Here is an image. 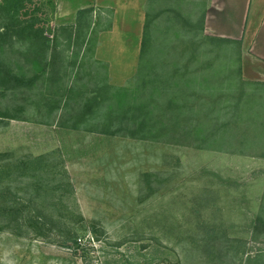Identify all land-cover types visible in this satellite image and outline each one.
<instances>
[{
    "label": "rangeland",
    "instance_id": "rangeland-1",
    "mask_svg": "<svg viewBox=\"0 0 264 264\" xmlns=\"http://www.w3.org/2000/svg\"><path fill=\"white\" fill-rule=\"evenodd\" d=\"M208 2L96 0V36L85 25L78 33L76 15L54 13L44 45L0 41V62L36 78L0 88V111L16 117L0 119V264H264V236L253 233L264 219V156L200 148L205 133L187 112L193 103L199 118L205 107H230L240 87L222 85L228 58L206 42L201 65H189ZM187 70L199 75L193 90ZM107 84L128 94L112 90L103 114L83 111ZM141 120L153 129L131 137Z\"/></svg>",
    "mask_w": 264,
    "mask_h": 264
},
{
    "label": "trees",
    "instance_id": "trees-1",
    "mask_svg": "<svg viewBox=\"0 0 264 264\" xmlns=\"http://www.w3.org/2000/svg\"><path fill=\"white\" fill-rule=\"evenodd\" d=\"M55 2L56 0H0V19L2 20V24L0 25V41L4 42L3 44L9 41L13 42L14 40H28L33 42L34 44L41 43L43 45L44 43H47L49 41V38L46 35V30L49 27V18L55 13ZM93 13V7L83 8L77 11V24L75 28H78V33L81 27L85 25V30L87 32H89L90 34L94 33L95 36L97 35L94 28L96 26V23L93 21ZM203 23L204 19L201 24V40L197 44L195 42L193 43L191 56L192 58L189 65L192 64V67H195L196 69L201 65L196 64L195 56L203 48V42H206L210 46L218 48L219 51L228 58V62H225L224 64L225 70L222 73H230V75L222 76L225 78L222 80V85H226V83H233V88L236 86L237 89L239 85L240 87L237 89L238 92H236L237 97L231 98V103L233 104L230 107H205L201 109L203 111H199L200 118L196 115L198 111L194 109V103L188 106L189 108L187 112H189L190 116L195 118L197 124L199 125L198 132L205 133V142L199 147L206 150H216L231 154H240L247 156L255 155L257 157H263L264 154L262 152L256 153V150L257 148H264V143L261 142L260 139H258V133H264V82H246L243 79L240 40L205 35L203 31ZM71 28L73 30L72 26H65L59 28V30L61 32H65L67 39H70L72 35ZM101 29L102 31L105 30L103 28ZM54 37V40L56 41L54 49H56V46L58 44V37ZM148 44V22L146 21L140 44L141 60L144 56H146L145 54H147L148 52ZM45 48L47 51L50 49L49 46H46ZM206 65H208L207 62H205V66ZM233 65L236 67L235 70H232ZM188 67L190 66H187V68ZM219 68L221 73V69L223 68L222 63L219 65ZM186 77L187 84L193 85V90L194 82L198 80L199 75H196V73H192L187 70ZM35 79L36 78H34L32 81L27 82V80L25 81L22 77L13 74V72H11V70L3 62H0V88L2 90H14L22 88L24 86H29L32 85V83L34 84ZM247 85H253L252 88L256 91L252 96L253 102H251V99H249V97H246L247 92L245 86ZM112 90H115L114 93L123 92L126 93V95L128 94L126 89L124 90L123 88L112 87L107 84L103 89L96 91L97 95L95 94V97L91 96L90 100H88V102H85L83 106V109L85 110L83 111H91V113L93 111L95 114H103L104 112H106L107 110L105 109V103L106 100L111 99V97L109 96ZM100 96L101 98H98ZM150 97H153V95H148L145 100ZM219 99L221 100V103H226L227 101L226 98L222 99L221 97ZM219 99H217L216 101H218ZM187 102H189V100ZM252 103L253 107L255 105L259 107L258 112L253 111L252 107L250 106L252 105ZM136 105L137 104L130 107L131 111H143V109L135 107ZM119 108L123 109V106L120 105ZM178 108V106H175V108L173 109V114H176V110ZM109 109H112V107H110ZM145 110V115L151 114L152 112L149 108H145ZM163 110H160V115L165 113ZM255 116H257L259 120L263 119L262 123H258L260 124V126H256L257 120L255 119ZM117 118L120 120L128 119V117L126 116ZM0 119H16V117L11 116L6 112L0 111ZM145 121L146 120H141L139 122L137 121L134 126L136 132L130 131L128 132L129 135L133 137L137 133H140L137 135L143 137L142 133L144 131L146 132L148 131V129H153L154 125L151 127H147ZM244 123H250L251 125L249 127H244ZM160 127L161 128L158 129V131L164 132L165 127L162 123L160 124ZM120 129H125V132L128 131L126 127H121ZM250 133L254 135L253 139H248V134ZM239 134H243L244 137L242 139L237 138ZM253 233L256 234L254 235L256 239L259 237L262 239L264 236V219L261 216H258L253 222Z\"/></svg>",
    "mask_w": 264,
    "mask_h": 264
},
{
    "label": "crops",
    "instance_id": "crops-1",
    "mask_svg": "<svg viewBox=\"0 0 264 264\" xmlns=\"http://www.w3.org/2000/svg\"><path fill=\"white\" fill-rule=\"evenodd\" d=\"M95 1L56 0L55 18L72 15L74 19L79 9L92 7ZM204 28L207 34L240 40L243 79H261L259 76L264 75V0H209ZM130 44L126 43V49Z\"/></svg>",
    "mask_w": 264,
    "mask_h": 264
},
{
    "label": "built area",
    "instance_id": "built-area-1",
    "mask_svg": "<svg viewBox=\"0 0 264 264\" xmlns=\"http://www.w3.org/2000/svg\"><path fill=\"white\" fill-rule=\"evenodd\" d=\"M78 241H80V240H78Z\"/></svg>",
    "mask_w": 264,
    "mask_h": 264
}]
</instances>
